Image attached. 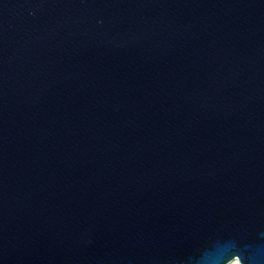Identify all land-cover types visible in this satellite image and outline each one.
I'll return each mask as SVG.
<instances>
[{
    "label": "water",
    "instance_id": "1",
    "mask_svg": "<svg viewBox=\"0 0 264 264\" xmlns=\"http://www.w3.org/2000/svg\"><path fill=\"white\" fill-rule=\"evenodd\" d=\"M264 264V0H0V264Z\"/></svg>",
    "mask_w": 264,
    "mask_h": 264
},
{
    "label": "rangeland",
    "instance_id": "2",
    "mask_svg": "<svg viewBox=\"0 0 264 264\" xmlns=\"http://www.w3.org/2000/svg\"><path fill=\"white\" fill-rule=\"evenodd\" d=\"M236 264H238L237 262H235ZM230 264H234V262L230 263Z\"/></svg>",
    "mask_w": 264,
    "mask_h": 264
},
{
    "label": "bare ground",
    "instance_id": "3",
    "mask_svg": "<svg viewBox=\"0 0 264 264\" xmlns=\"http://www.w3.org/2000/svg\"><path fill=\"white\" fill-rule=\"evenodd\" d=\"M235 262H236V261H234V264H236Z\"/></svg>",
    "mask_w": 264,
    "mask_h": 264
}]
</instances>
